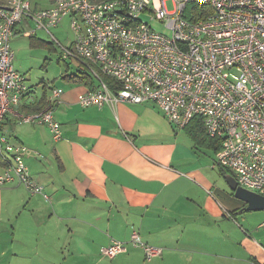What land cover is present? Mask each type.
Instances as JSON below:
<instances>
[{
  "label": "crops",
  "instance_id": "1",
  "mask_svg": "<svg viewBox=\"0 0 264 264\" xmlns=\"http://www.w3.org/2000/svg\"><path fill=\"white\" fill-rule=\"evenodd\" d=\"M33 26L24 20L13 34L28 32L32 45L53 49L36 37L46 31L32 32ZM59 53L65 83L58 85L63 92L53 114L61 137L54 140L46 125L22 123L13 113L0 125L28 147L29 174L47 195L15 182L0 187V264H264V214L239 212L244 203L215 183L211 169L230 173L214 165L209 143L185 138L149 102L81 107L77 96L96 88L103 74L96 63ZM72 61L76 70L68 73ZM29 87L33 96L19 112L42 98L47 104L45 86L38 96ZM6 163L0 155V172ZM133 232L161 255L144 259L131 244ZM112 240L127 249L107 258L101 249Z\"/></svg>",
  "mask_w": 264,
  "mask_h": 264
},
{
  "label": "built area",
  "instance_id": "2",
  "mask_svg": "<svg viewBox=\"0 0 264 264\" xmlns=\"http://www.w3.org/2000/svg\"><path fill=\"white\" fill-rule=\"evenodd\" d=\"M65 16L74 39L61 57L96 63L118 85L100 80L77 96L81 107L149 102L178 129L200 118L205 133L220 142L214 164L228 168L239 186L264 195V0H53L46 7L6 0L0 4V124L13 113L22 123L46 125L54 140L61 137L53 114L61 87H51L43 108L18 111L32 95L12 64L10 39L24 20L33 21L32 32L50 33ZM28 151L0 128L7 162L0 187L15 182L47 199L29 174ZM131 244L146 260L162 253L135 232ZM126 249L113 240L101 253L113 258Z\"/></svg>",
  "mask_w": 264,
  "mask_h": 264
},
{
  "label": "rangeland",
  "instance_id": "3",
  "mask_svg": "<svg viewBox=\"0 0 264 264\" xmlns=\"http://www.w3.org/2000/svg\"><path fill=\"white\" fill-rule=\"evenodd\" d=\"M31 1L33 2L35 0ZM38 1H40L41 5L43 1L49 2V5H51L53 2V0ZM167 6L171 8L170 1L167 2ZM140 18L145 19L144 16H141ZM153 26L157 30L162 29V27L157 23H154ZM36 33V37L39 39L53 42V49L45 47L44 45H32L29 39L30 33L28 32H23L22 34H13L10 39V47L13 52L12 64L14 69L24 75L26 79V85L33 86L35 95L38 96L41 94L43 86L46 87L47 91H50L51 87H59L58 85H64L65 81L60 77V75L66 71V66L63 60L59 57V51H61L62 46L68 45L69 42L74 39V33L70 27V18L68 16L63 17L58 26L50 28V33L52 36L49 33L41 30L37 31ZM54 39L58 41L61 46H59V44ZM73 63H75V61L70 62L69 68L67 69L68 73L74 72L76 70ZM183 132V134H185L184 137L188 139L190 136L185 130ZM210 174L214 178L217 185L218 183L222 182L228 188L225 177L218 173L216 167L211 169ZM231 194L233 196L232 191ZM244 214L250 217L256 216L257 214H264V211H245Z\"/></svg>",
  "mask_w": 264,
  "mask_h": 264
},
{
  "label": "trees",
  "instance_id": "4",
  "mask_svg": "<svg viewBox=\"0 0 264 264\" xmlns=\"http://www.w3.org/2000/svg\"><path fill=\"white\" fill-rule=\"evenodd\" d=\"M6 0H0V4H3ZM33 5H35L36 7H43L40 4V1L35 0L33 1ZM102 80L103 82H105L106 84L109 85V87L114 88V87H118V85H114L113 80L110 77H106V76H102ZM93 89V88H90ZM45 101L44 98H42L37 104L38 106H36L35 108H33L30 111H35V110H39L41 108H43L44 106L41 105L43 104ZM29 111V110H28ZM186 131V133L190 136L191 139H193L195 142H200V140L202 141H207L209 143V145L214 149V151L216 152L219 148H220V142L217 138H210L208 137L203 129V125H202V121L200 118H195L194 120H192L188 125H186L184 128H182ZM221 171V173H230L231 172L224 167L218 166Z\"/></svg>",
  "mask_w": 264,
  "mask_h": 264
},
{
  "label": "water",
  "instance_id": "5",
  "mask_svg": "<svg viewBox=\"0 0 264 264\" xmlns=\"http://www.w3.org/2000/svg\"><path fill=\"white\" fill-rule=\"evenodd\" d=\"M225 180L233 192V196L244 203V205L239 209V212L258 210L264 211V195L237 185L234 177L231 174L226 175Z\"/></svg>",
  "mask_w": 264,
  "mask_h": 264
},
{
  "label": "bare ground",
  "instance_id": "6",
  "mask_svg": "<svg viewBox=\"0 0 264 264\" xmlns=\"http://www.w3.org/2000/svg\"><path fill=\"white\" fill-rule=\"evenodd\" d=\"M108 77V76H107ZM28 86V85H27ZM29 87V86H28ZM30 88V87H29ZM30 90H31V88H30ZM31 95L33 96V93H32V90H31ZM20 106H22V104L20 105ZM28 112H31V111H28ZM5 117V116H4ZM2 122V121H1ZM1 125V124H0ZM0 128H1V126H0ZM177 129V128H176ZM182 129V128H181ZM203 129H204V127H203ZM205 132V131H204ZM206 134V133H205ZM207 135V134H206ZM208 136V135H207ZM209 137V136H208ZM216 153V152H215ZM215 160V159H214ZM215 166H219V165H216V164H214ZM222 167V166H221ZM225 168V167H224ZM228 169V168H227ZM229 170V169H228ZM230 171V170H229ZM231 172V171H230ZM231 175L233 176V174H232V172H231ZM234 177V176H233ZM235 179V178H234ZM236 181V180H235ZM237 184V183H236ZM238 185V184H237ZM144 257V256H143ZM158 257V256H157Z\"/></svg>",
  "mask_w": 264,
  "mask_h": 264
}]
</instances>
